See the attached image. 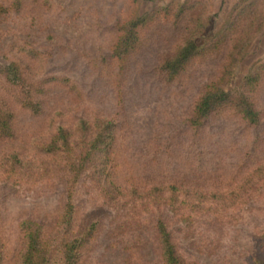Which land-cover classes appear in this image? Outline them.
Listing matches in <instances>:
<instances>
[{
    "label": "rangeland",
    "instance_id": "374dc122",
    "mask_svg": "<svg viewBox=\"0 0 264 264\" xmlns=\"http://www.w3.org/2000/svg\"><path fill=\"white\" fill-rule=\"evenodd\" d=\"M184 1L157 0L161 6ZM192 1L193 15L201 12L204 21L217 13L210 26L217 30L239 0ZM154 4L143 3L140 14L153 12ZM133 14L130 0H0V101L18 112L16 137L0 138L3 264L20 263V224L27 219L43 224L54 239L52 264L62 262L64 235L84 234L93 222L98 228L81 264H163L160 220L188 263L252 264L264 257V87L258 126L247 128L225 112L192 127L195 100L226 53L168 81L161 67L182 44L184 24L160 18L142 30V44L124 66L112 52ZM11 63L24 71L27 85L48 89L43 115L32 116L14 101L21 93L3 72ZM263 63L264 33L248 47L236 83ZM81 118L115 122L107 170L125 193L113 198L107 176L98 179L93 168L84 172L75 188L73 230L66 233L56 224L66 204V182L60 175H40L41 148L58 126H74ZM14 156L30 163L22 166ZM234 182L242 186L233 190ZM162 183L204 189L208 199L198 202L190 189L149 196ZM219 190L228 196L210 200Z\"/></svg>",
    "mask_w": 264,
    "mask_h": 264
},
{
    "label": "trees",
    "instance_id": "16d2710c",
    "mask_svg": "<svg viewBox=\"0 0 264 264\" xmlns=\"http://www.w3.org/2000/svg\"><path fill=\"white\" fill-rule=\"evenodd\" d=\"M145 2L155 3V9L151 13L140 14L141 6ZM130 5L134 9V14L121 27L122 34L112 52L115 58L125 66L142 44V30L156 23L160 18L173 19L174 25L184 24L182 44L161 67L168 81L180 79L192 65L198 62L226 53L225 61L216 77L206 83L195 100L190 125L200 128L213 115H221L225 112L238 116L247 128L259 125L261 110L258 107V94L264 87V63L252 67L239 83H236V79L248 47L264 33V0H239L230 9L222 28L217 30L210 28L215 22L217 13L208 17V22L202 19L201 12L197 16L193 15L197 6L196 1L185 0L178 5L174 3L161 6L157 0H130ZM3 72L6 81L19 89L21 94L15 93L14 101L22 110L35 117L43 115L46 105L43 98L48 93V89L46 91L41 83L37 84V87L33 84L27 85L29 82L27 76L16 63L6 66ZM17 114L16 108L7 100L0 101V138L16 137ZM115 140L116 124L113 120L91 121L81 118L74 126H58L42 146L40 175L42 177L60 175L66 182V204L56 223L60 227H65L66 233L73 230L75 188L84 172L93 168L98 179L99 176H107L111 188L109 194L113 198H119L125 193L122 185L118 184L114 177H111V171L107 170ZM14 158L22 166L30 163V160L24 162L17 156ZM239 183H231L230 187L233 190L235 187L239 188L242 186ZM181 189L190 188H183L178 183H162L154 186L152 190L156 192L150 190L149 196L159 194L164 198L162 192L176 195ZM191 191L197 194L198 202L208 199V193L204 189ZM211 194L210 200L215 201L228 196L229 193L219 190ZM165 200L172 202L173 197H167ZM97 228L98 222H93L84 234L64 235L60 240V245L63 247L61 264H81L83 250L94 238ZM20 231L24 241V251L19 264H52L54 239L46 232L45 226L35 220L27 219L21 222ZM157 237L163 264H197L188 263L183 259L163 220L157 224ZM1 246L0 264H3ZM252 264H264V257H255Z\"/></svg>",
    "mask_w": 264,
    "mask_h": 264
}]
</instances>
